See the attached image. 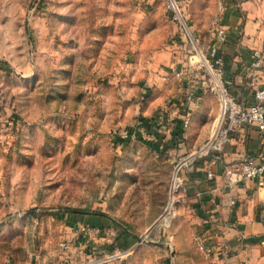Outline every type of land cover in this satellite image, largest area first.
Wrapping results in <instances>:
<instances>
[{
  "label": "rangeland",
  "instance_id": "rangeland-1",
  "mask_svg": "<svg viewBox=\"0 0 264 264\" xmlns=\"http://www.w3.org/2000/svg\"><path fill=\"white\" fill-rule=\"evenodd\" d=\"M189 42L162 0H0V264H90L126 234L135 250L115 264H202L180 194L160 222L169 156L115 142L159 97L181 98ZM89 217L111 222L112 243H73Z\"/></svg>",
  "mask_w": 264,
  "mask_h": 264
},
{
  "label": "crops",
  "instance_id": "crops-1",
  "mask_svg": "<svg viewBox=\"0 0 264 264\" xmlns=\"http://www.w3.org/2000/svg\"><path fill=\"white\" fill-rule=\"evenodd\" d=\"M186 10L193 34L204 50L215 37L212 20L220 13V24L226 30V40L220 45L224 81L239 102L252 103V78L264 87V63L259 69L250 67L252 50L264 52V0H187ZM192 68L197 73L196 67ZM194 77L196 79L190 83L195 89L192 100L184 101L189 84L175 77L183 84L181 98L178 95L159 97L149 107H153L152 112L143 116L148 119L151 113H162V126L151 123L149 134L158 138L149 144L152 151L166 152L170 163L176 156L186 153L183 149L190 151L210 136L218 114L215 98L204 89L203 77L199 73ZM164 81L160 77V85L163 86ZM186 116L188 125L183 128L181 123ZM175 139L176 148L169 149ZM260 150L256 129L246 127L224 145L222 158L213 168L212 180L206 176L203 160L186 174L180 196L189 205L192 230L201 234L206 245L211 247L208 258L201 255L202 264H264V244L260 243L264 240V188L258 187L255 180L229 186L224 174L226 165ZM87 222L106 230L113 228L111 222L102 217H89ZM129 236L126 234L119 239L126 247L133 244ZM104 239L103 236L93 238L89 242L91 248H96Z\"/></svg>",
  "mask_w": 264,
  "mask_h": 264
},
{
  "label": "built area",
  "instance_id": "built-area-1",
  "mask_svg": "<svg viewBox=\"0 0 264 264\" xmlns=\"http://www.w3.org/2000/svg\"><path fill=\"white\" fill-rule=\"evenodd\" d=\"M164 10L171 22L175 24L179 33L185 40H190L188 52H193L189 57L187 65L173 72V76L184 81L188 87V93L184 98L185 102L192 100L194 95L193 83L195 74L199 73L204 89L210 92L216 100L218 114L210 136L196 148L176 156L172 162L171 180L169 186V202L174 197L173 204L176 201L177 195L180 194L183 188V182L186 174L192 170L193 166L200 160L205 162V173L209 180L214 178L213 168L219 163L222 158L224 145L231 140L234 134L246 127L256 129L260 138L261 150L254 155H245L235 164H228L224 167V174L229 186L236 185L246 180H255L258 187L264 188V87H261L256 78H252L253 101L246 105L239 102L232 95L226 86L223 76V58L220 54V45L226 40V30L220 24V13H217L212 20V31L214 39L206 50L199 49L193 29L190 26V19L187 14L186 6L182 0H162ZM251 69H259L264 63V52L258 49L252 50ZM195 57V59H194ZM194 59V60H193ZM196 67L195 73L192 67ZM188 117L182 120V127L188 125ZM151 123L160 127L163 124L162 113L156 112L152 118H148L142 122L141 120L130 124L126 130L120 134V137L115 138V142H125L135 137L152 142L158 138L157 135H150L149 130ZM115 134V132H114ZM178 138V137H177ZM177 140L172 142L169 149H175ZM155 152V151H154ZM158 154H166V152H155ZM109 231V228L107 229ZM105 228L101 226H79L74 229L73 243L77 246L89 247V242L95 237H104ZM105 240L111 242L106 235ZM195 247L205 257L208 258L211 253V247L207 246L201 234L196 233L193 238ZM71 242V241H70ZM112 243V242H111ZM264 244V240L260 242ZM62 245L67 248L69 241L62 242ZM138 245V244H137ZM108 250H103L99 255H90V264H115L132 254L135 250V245L120 248L118 246H107ZM225 255V252L222 253Z\"/></svg>",
  "mask_w": 264,
  "mask_h": 264
},
{
  "label": "bare ground",
  "instance_id": "bare-ground-1",
  "mask_svg": "<svg viewBox=\"0 0 264 264\" xmlns=\"http://www.w3.org/2000/svg\"><path fill=\"white\" fill-rule=\"evenodd\" d=\"M173 200H174V197H172V199L170 200L165 212L163 213V216H162V219L160 220V222H167L169 215L175 214Z\"/></svg>",
  "mask_w": 264,
  "mask_h": 264
},
{
  "label": "water",
  "instance_id": "water-1",
  "mask_svg": "<svg viewBox=\"0 0 264 264\" xmlns=\"http://www.w3.org/2000/svg\"><path fill=\"white\" fill-rule=\"evenodd\" d=\"M157 221L158 219L152 223V225L148 228V231H150L157 224Z\"/></svg>",
  "mask_w": 264,
  "mask_h": 264
},
{
  "label": "trees",
  "instance_id": "trees-1",
  "mask_svg": "<svg viewBox=\"0 0 264 264\" xmlns=\"http://www.w3.org/2000/svg\"><path fill=\"white\" fill-rule=\"evenodd\" d=\"M139 120H141L143 122L145 120V118L141 117V118H139ZM92 226H95V225H92Z\"/></svg>",
  "mask_w": 264,
  "mask_h": 264
}]
</instances>
